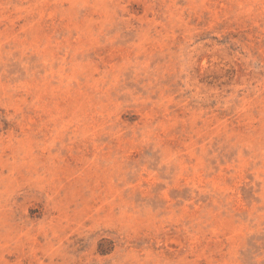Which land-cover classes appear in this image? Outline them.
<instances>
[{
    "label": "rangeland",
    "instance_id": "obj_1",
    "mask_svg": "<svg viewBox=\"0 0 264 264\" xmlns=\"http://www.w3.org/2000/svg\"><path fill=\"white\" fill-rule=\"evenodd\" d=\"M0 264H264V0H0Z\"/></svg>",
    "mask_w": 264,
    "mask_h": 264
}]
</instances>
